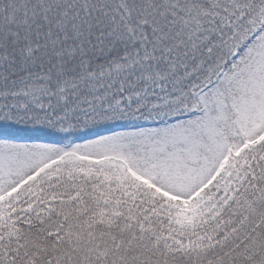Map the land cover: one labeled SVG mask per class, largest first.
Here are the masks:
<instances>
[{
	"label": "snow or ice",
	"instance_id": "obj_1",
	"mask_svg": "<svg viewBox=\"0 0 264 264\" xmlns=\"http://www.w3.org/2000/svg\"><path fill=\"white\" fill-rule=\"evenodd\" d=\"M0 264H264V0H0Z\"/></svg>",
	"mask_w": 264,
	"mask_h": 264
}]
</instances>
